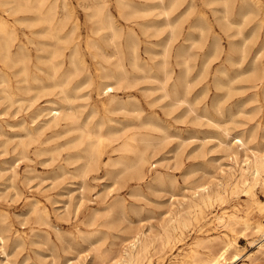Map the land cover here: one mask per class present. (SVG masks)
Instances as JSON below:
<instances>
[{"label":"bare ground","instance_id":"bare-ground-1","mask_svg":"<svg viewBox=\"0 0 264 264\" xmlns=\"http://www.w3.org/2000/svg\"><path fill=\"white\" fill-rule=\"evenodd\" d=\"M184 1L146 0L143 4L135 5L131 0H117L120 15L125 20L135 21L136 17L149 16L155 10V15L159 16L158 19L137 22L144 33L149 32L151 28H154L153 34L166 33L165 38L159 43L161 49H150L152 54L150 60L143 61L140 57L142 54L139 53L136 28L129 25L125 29L118 24L107 8V0H79L84 8L92 10L90 15L95 19L83 41L80 40L79 21L73 18V13L65 0H0V105L7 103L5 109L12 106H17L19 109L27 103V108H32L31 112L22 116L16 123L18 125L16 131L2 130L0 124V136H6L2 141L5 150L12 145V150L19 158L31 159L30 153L33 152L36 156H46L42 158V161L49 163L56 161L62 155V151H65V156H62V162L58 165L63 175L70 172L84 178L89 171L104 168L106 173L113 176L130 172L137 175L138 179L143 178L144 166L150 160V149L156 148L158 143L169 136L167 129L171 124L168 122L164 125V120L157 116H150L138 122L141 120L143 108L132 93L137 82L141 79H151L154 82L155 85L150 89L159 91L157 98L160 101L165 100L160 106L167 114H171L175 108H180L182 111L179 118H181L186 112L196 110V104L187 96L191 64L188 63V50L184 44L176 50L174 62L171 60L173 44L184 33L182 24L185 19V12L175 16L174 13L184 4ZM191 1L188 6L193 5ZM232 1L207 0V3H220L222 8L215 10H222L225 20L232 24L235 22L229 18ZM245 4L250 7L248 11L253 13H257V9L260 8L264 10L259 0H246ZM245 9L241 5L240 13L247 18L248 11ZM184 10L187 11L186 7ZM206 26L201 18L194 23V27L200 30L201 37ZM238 34H242L240 28ZM242 39L240 42L230 41V51L226 53L222 65L214 75L215 88L225 86L227 83L222 81L223 75L230 74L226 63L234 66L233 74L228 78L229 82H239L237 89L252 91L249 94L246 93L248 96L240 101L242 103L239 107L246 102H254L256 105L250 112L253 111L256 114L264 107V67L261 68L259 64L264 46L255 53H250L248 46L250 38ZM193 41L196 42L199 39L195 38ZM212 41L214 42V50H211L213 54L218 50L219 42L217 38ZM84 47L93 59L91 63L85 57ZM233 51H238V54L235 55ZM211 53L209 52L208 56H211ZM157 55L161 58L154 61L153 58ZM176 66L179 68L178 71ZM137 71L142 74H137ZM90 85H93L98 96L95 103L89 100L90 92L86 88ZM120 91L124 92V95L119 94ZM204 94L206 95L207 91H204ZM44 96L47 97V104L39 105L37 101ZM224 97L223 93L215 92L210 102L204 101L202 112L197 113V116L198 119L205 118L208 126H213L215 129L221 127L224 136L217 137L218 142L225 144L226 154L234 165L228 169L221 168V172L225 175L219 178L215 176L214 180L187 186V193H183L182 198H177V205L168 210L160 232L153 234L149 227L148 230L138 229L124 234L120 238L121 246L114 260L115 264H142L150 248L157 250V242L160 250L171 246L182 239V233L190 227L192 220L199 217L205 218L202 226H210L213 222L233 232L240 225V233L243 235H246L250 229L259 233L260 240L251 242L258 244L257 252L264 264V223L261 219L251 220L247 217L252 203L256 205L259 212H264V202L261 198V200L257 198L255 192L257 187L264 191V141H261V144L257 141L254 145H250L249 140L241 132L238 131L240 134L232 135L228 125L222 126L225 123V120L221 121V117L225 115ZM100 110H103L104 114L96 119ZM138 128L149 130L140 135ZM258 129L263 131L264 136V116L263 119L257 118L256 122L254 121L251 132L248 131L249 137L255 139ZM153 131L161 134L156 135L152 133ZM209 137L212 138L213 135L204 136V138ZM105 143L110 146V153L106 160L103 158L102 149ZM241 151L243 155L240 157ZM112 153L115 156H112ZM69 165L74 167L70 169ZM14 166L15 162L9 165V167ZM209 167L210 165L205 164L206 171ZM6 169L7 167L0 166L1 173ZM14 175L13 170L7 178L11 179ZM154 183L161 187L167 185L166 179L160 172L154 174L147 186H152ZM239 191H243L251 202L243 208L242 214H240L241 209L234 207L231 211L224 209L216 213L214 218H207L206 211L215 202H223L227 193ZM1 195L0 193V199ZM42 208H44V214H47L46 208ZM103 210L110 214H121L120 219L124 216V205L121 200L113 201ZM98 215L97 211L90 214L88 223L95 224ZM102 224L111 226L117 223L109 220ZM6 239L7 235L0 228V255L3 257L0 264H14L13 259L10 258L11 253L8 251ZM208 241H217L215 248H210L204 257L199 256L196 250L192 249L191 256L195 261L194 264H223L226 261L231 263L240 258L241 250L237 237L229 234L223 236L213 234L198 239L195 243L197 246ZM15 243L19 245L20 241L15 239ZM88 247L94 250V258L99 264L105 263L107 253L103 251V248L100 250L93 247V244ZM77 264L92 263L83 260ZM169 264L178 263L171 261Z\"/></svg>","mask_w":264,"mask_h":264},{"label":"rangeland","instance_id":"rangeland-1","mask_svg":"<svg viewBox=\"0 0 264 264\" xmlns=\"http://www.w3.org/2000/svg\"><path fill=\"white\" fill-rule=\"evenodd\" d=\"M65 1L73 13V18L79 21L80 40L83 41L88 29L95 22V19L90 15L92 10L84 8L79 0ZM131 1L135 5L146 2V0ZM189 1L185 0L184 4L174 13L175 16L180 12H185V19L182 24L184 33L173 44L171 49L173 56H171V60L174 62L176 50H178L181 44H184L188 50V63L191 64L189 65V89L187 96L190 101L196 104V110L194 112H186L181 118H179L182 111L180 108H175L171 114H167L164 108H161L165 100L160 101L157 98L159 91L150 89V87L155 85L154 82L151 79H141L137 82V86L133 88L132 93L136 97L140 107L143 108L141 110V120H138V122L150 116H157L164 120V125L168 122L171 124L167 129L170 137L168 136L164 141L158 143L156 148L150 149V160L144 166L143 178L138 179L137 175L130 172H126L120 176H113L106 173L104 168L89 171L84 178L73 175L70 172L63 175L58 165L62 162V156H65V151H62V155L52 163L42 161V158H46V156H36L33 152L30 153L31 159L19 158L16 152L12 150V145H9L7 150H5L2 141L6 136H0V166L7 167L5 172H0V193L2 194L0 199V228L7 235L6 243L8 251L11 253L10 258L13 259L14 264H77L83 260L87 261V263L99 264L98 260L94 258V250L88 247L90 244H93V247L100 250L103 248V251L107 253L106 261L103 264H115L114 260L121 246L120 238L124 234H129L138 229L148 230L147 228L149 227H151L153 234L160 232L161 225L165 222V218L168 215V210L170 207L177 205V198L180 199L183 193H187V186L198 182L214 180L216 179L215 176L219 178L221 175H225L224 172H221V168L228 169L231 165H234L226 154L225 144H219L218 142L217 137L223 138L224 136L221 127L215 129L213 126H208L205 123V118L199 117L198 119L197 116V113L200 114L202 112L204 101L210 102L215 92L223 93L225 96V115L221 117V121L225 120V123L222 126L228 125L232 135L241 132L249 140L250 145H254L257 141L259 143L264 141L261 129H258L255 139L249 137V132H251L254 121L256 122L257 118L263 119L264 107L256 114L253 111L250 112L256 105L254 102H246L243 106L239 107L242 103L240 101L247 98L248 94L252 91L250 89H237L236 86L239 85V82H229L228 78L233 74L232 70L234 66L226 63L230 74L229 76L223 75L222 81L225 83L229 82L228 85L226 83L225 86L215 88L214 81L216 70L222 65L226 53L230 51L231 40L240 42L243 40L242 38L249 37L248 46L250 53H255L264 46L263 8L257 9V13H253L248 11L250 7L248 4H245L246 0L245 2L244 0H233L229 18L235 22L231 24L223 17L222 10H215L216 8H222L220 3H207V0H192L193 5L188 6ZM259 2L261 7H264V0H259ZM106 4L118 24L124 26L125 29L129 25H133L136 28L139 40V53L142 54L140 57L143 61H149L152 56L149 50L152 48L160 50L161 45L159 43L165 38L166 33L153 34L154 28L144 33L137 22L146 19H158L159 16L155 15L156 10L149 16H139L134 19L135 21H132L125 20L120 15L117 0H107ZM239 5L240 7L242 5L243 9L246 8L245 10L248 11L247 18L243 15L241 16ZM185 7L186 10L189 7L190 9L185 11ZM198 18L203 19L207 25L203 37H201L200 30L194 27V23ZM239 24L242 25L239 26ZM239 28L242 30V34H238ZM186 37L190 38L186 39ZM195 38L199 39V41L194 42ZM215 38L219 42V48L213 52V55L211 53L214 50V42L212 40H215ZM83 49L86 53L85 57L87 61L91 63L93 59L90 57L87 49L85 47ZM209 52L211 56H208ZM237 52L233 51L235 55L238 54ZM160 58L161 56L157 55L153 60L158 61ZM202 63H205V65ZM259 64L261 68L264 67V49L259 58ZM176 69L177 71L179 70L178 66H176ZM137 74L141 75L142 73L137 71ZM86 89L90 92V102H97L98 96L93 85H90ZM204 91H207L206 95ZM119 94L124 95V92L120 91ZM46 98L45 96L40 98L37 103L39 105L47 104ZM26 104L22 105L19 109L17 106L5 109L7 103L0 105V124L2 130L7 132L17 130L18 125L16 123L22 116L27 115L32 110L31 107L27 108ZM103 114L104 111L100 110L95 118L99 119ZM137 130L142 135L149 129L138 128ZM152 133L156 135L161 134L158 131H153ZM205 135H213V137L204 138ZM187 137L190 138L188 139ZM202 140H204V143H202ZM161 146L165 147L162 148ZM102 149L103 158L106 160L108 158L107 155L110 153V146L105 143ZM241 155H243L242 151L239 156L241 157ZM112 156H115V154L112 153ZM171 156H173L172 159ZM13 162H15V166L9 167L10 163ZM174 162L176 163L174 164ZM205 164L210 165L209 171L205 170ZM73 167L74 165H69L70 169ZM13 170L15 171V175L11 179L7 178ZM156 172L162 173L167 181L166 186L161 187L156 183L152 186H147V183L152 180ZM79 182H82V185ZM255 192L257 198L259 200L262 199L261 201L264 202V191L260 187H257ZM115 200H121L124 205V216L121 219L119 218L121 214H110L106 210H103L105 206ZM248 202L250 201L243 191L227 193L225 201L215 202L210 209H207V218H214L216 213H220L224 209L231 211L234 207L241 209L240 214H242L243 208H245ZM42 207L46 208L47 214H44V208ZM36 209L37 211H35ZM96 211L99 213L96 223L89 224L90 214L92 215ZM247 217L251 220L261 219L264 223V212H259L253 203ZM109 220H114L117 224H113L115 226L102 224ZM204 220L205 218H194L190 227L182 233V239L166 247L164 250L159 249V243L157 242V250L153 247L150 248L146 257L143 258L142 264H169L171 261H177L178 264H194L195 261L192 260L193 257L191 256L192 249L196 250L199 256L204 257L210 248H215V244L217 243V241H208L196 246V240L213 234L219 236L229 234L232 237H237L240 245V258L231 263L226 261L223 264H262V259L257 252L258 244L256 243L260 240L259 233L253 232L250 229L246 235H243L240 233V225L233 232L225 230L224 227L217 226L213 222L210 226H202ZM15 239L20 241L19 245H16ZM253 240L257 241L251 242ZM15 247L16 249H14ZM2 258L0 255V261Z\"/></svg>","mask_w":264,"mask_h":264}]
</instances>
